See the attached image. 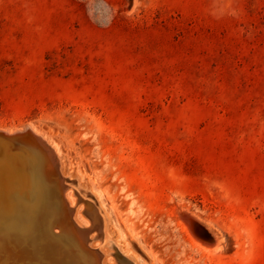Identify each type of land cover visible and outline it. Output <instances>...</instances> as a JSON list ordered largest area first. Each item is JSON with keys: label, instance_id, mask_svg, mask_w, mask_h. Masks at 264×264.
<instances>
[{"label": "rangeland", "instance_id": "obj_1", "mask_svg": "<svg viewBox=\"0 0 264 264\" xmlns=\"http://www.w3.org/2000/svg\"><path fill=\"white\" fill-rule=\"evenodd\" d=\"M28 124L144 262L264 264V0H0V130Z\"/></svg>", "mask_w": 264, "mask_h": 264}, {"label": "bare ground", "instance_id": "obj_2", "mask_svg": "<svg viewBox=\"0 0 264 264\" xmlns=\"http://www.w3.org/2000/svg\"><path fill=\"white\" fill-rule=\"evenodd\" d=\"M25 126L38 136L39 149L34 153L18 145V156L9 162L4 159L0 166V264H148L140 254L144 258L148 255L134 235L121 224L118 228L99 194L82 182L75 168L66 167L60 144L49 133H42L43 129ZM22 129L11 134L0 130L9 135L0 137L5 143L1 144V159L6 147L12 148L11 135ZM177 212L186 232L199 240L195 215ZM203 223L212 238L202 237L197 245L207 253L220 250V234ZM45 258L49 263H44Z\"/></svg>", "mask_w": 264, "mask_h": 264}, {"label": "water", "instance_id": "obj_3", "mask_svg": "<svg viewBox=\"0 0 264 264\" xmlns=\"http://www.w3.org/2000/svg\"><path fill=\"white\" fill-rule=\"evenodd\" d=\"M8 137L9 135L7 134H4L2 132H0V137ZM12 137V141H13V145L10 143L11 147L12 148H9L8 146L6 147L7 148V151H3L4 152V158L1 159L2 156H0V166L1 164H3V161L4 159L9 162L12 160L13 156L16 154V147L18 145H22L24 148H29V150H35L33 151L34 153L37 152V150L39 148H37V144L40 143V140L38 138V136H35L31 131L30 129L25 126L21 131H17L15 132L14 134L11 135ZM16 141H14V140ZM3 143V145L5 144L3 141H1L0 139V151H1V144ZM42 143V142H41ZM15 144V145H14ZM39 145V144H38ZM41 148V147H40ZM46 148V147H45ZM15 156H18V155H15ZM205 232V231H204ZM206 233V232H205ZM207 234V233H206ZM209 235V234H207ZM1 248V247H0ZM9 255H7L6 257V260L9 259L8 258ZM3 259H5L4 257H1ZM2 259V260H3Z\"/></svg>", "mask_w": 264, "mask_h": 264}]
</instances>
